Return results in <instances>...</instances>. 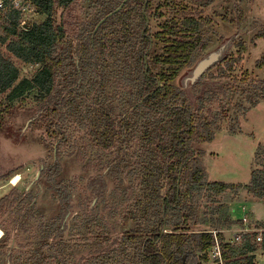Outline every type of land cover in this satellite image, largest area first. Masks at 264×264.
Here are the masks:
<instances>
[{
	"label": "trees",
	"instance_id": "obj_1",
	"mask_svg": "<svg viewBox=\"0 0 264 264\" xmlns=\"http://www.w3.org/2000/svg\"><path fill=\"white\" fill-rule=\"evenodd\" d=\"M23 1L44 21H34L24 29L22 11L9 0H5L6 10H0V131L6 138L25 141L22 129L15 131L8 124L20 112L28 111L27 105L34 104L41 117L31 122V130L45 129L50 140L58 144L57 160L41 172L44 197L53 194L58 205L55 215L40 223L45 239L54 234L60 239L67 230L74 189L63 182L58 157L59 147L66 146L70 132H77L68 124L72 123L86 129L89 145L98 152L119 153L114 163L107 160L103 164L99 158L94 165L82 150L75 160L86 178L92 170L109 168L116 198L128 191L120 186V154L129 153L136 161L132 175L136 177L137 197L121 218L124 228L130 223L132 227L122 239L112 241L94 230L99 225L93 219L96 213L92 208L87 212V200L81 203L82 216L72 223L81 228L82 242L110 245L107 251L83 259L84 264L207 263L215 241L211 232L196 231L203 204L212 207L203 215V225L220 232L225 264H256V253L264 254V234L261 241L257 234H249L232 244L221 231L251 225L232 215L231 206L238 204L241 191L264 201V146L255 153L247 185L210 182L203 146L213 143L225 126L231 135L240 132L241 117L245 119L250 109L264 101V81L236 74L238 60L246 52L238 43L239 57L228 55L192 87L197 97L194 104L175 86L194 66L195 56L208 50L204 31L211 21L203 12L217 0H129L99 28L125 0H85L88 18L73 42L70 36L76 26L67 24L65 15L80 0ZM218 15L229 23L244 20L242 14L231 19ZM151 18L158 23L155 30L149 26ZM256 38L264 39V33ZM12 58L39 69L32 79H21ZM257 68L264 69V56ZM207 78L241 82L242 87L221 85L202 94V81ZM112 85H116V92L121 91V104L130 108L123 119L115 117L119 95L110 90ZM237 97L249 108L234 103ZM107 186L101 174L87 184L97 200L105 198ZM29 195L13 188L0 199V219L13 212L23 213V221H32L29 213L25 214L30 211ZM19 230L27 232L23 226ZM60 244L48 246L47 255L36 250L28 255L19 253L17 264H69ZM6 245L7 240L0 241L1 249ZM8 261L13 262L12 255Z\"/></svg>",
	"mask_w": 264,
	"mask_h": 264
},
{
	"label": "rangeland",
	"instance_id": "obj_2",
	"mask_svg": "<svg viewBox=\"0 0 264 264\" xmlns=\"http://www.w3.org/2000/svg\"><path fill=\"white\" fill-rule=\"evenodd\" d=\"M155 1L158 3L159 0ZM85 8V0H80L65 15L67 24L76 26V31L72 32L70 36L71 42H73L79 29L87 21L88 17ZM218 14L227 17V19L242 14L244 20L241 23L238 20L235 23H229L225 22ZM203 16L208 17L211 21V25L207 26L204 31L208 50L202 53L199 52L195 56L194 66L186 70L175 84L176 87L186 94L189 101L194 104L197 97L193 94L191 86L184 87L185 78L190 75L200 60L217 51L222 45H227L225 57L233 55L237 58L239 57L237 44H243L246 52L238 60L236 74L239 76L248 74L250 80L264 81V69L257 68V63L264 56V39L256 38L258 34L264 33V0H217L213 6L205 9ZM25 19L39 23L44 21V17H36L30 14L26 15ZM156 25L158 23L153 18L149 19V26L152 30L156 29ZM152 51L154 52V50ZM12 59L21 71V79H32L39 69L38 66L26 65L15 58ZM221 85L242 87L241 82L229 81L228 79L218 81L207 78L202 81L201 93L205 94L209 89L214 91ZM115 88L116 85H112L110 90L114 92ZM115 93L119 95L117 96L119 102L115 108V117L119 120L124 118L130 108L121 104V91H115ZM234 103L238 105L244 104L241 97L234 99ZM244 107L249 108V105L244 104ZM26 108L30 112H20L13 119H10L8 124L13 126L15 131L22 129L23 135H26L24 136L25 141L18 140L16 137L12 139L6 138L5 132L0 131V199L13 188L18 189L21 194H30L29 196L32 199L27 205L30 211H26L25 214L29 213L32 221L29 222L27 219L23 221V213L19 215L18 213L13 214V212H9L0 219V237H2V240H7L6 247L0 248V264H8L9 255H12L13 262L11 264H17L19 253L28 255L31 251L36 250L47 255L48 246L56 245V243L63 245L65 255H67L66 260L68 259L69 264H84L82 262L83 259H90L98 252L107 251L110 245H99L91 241L82 242L79 236L81 228L72 223L76 217L82 216L81 203L87 200V206L85 207L87 212H90L89 210L92 208L96 213L93 219L98 220L99 225H96L98 227L94 226V230L97 228L100 234L107 235L112 241L122 239L132 227L130 223L124 228L118 222H122L121 218L137 197L136 190H138V186L135 183L136 177L132 175V169L136 161L131 160L129 153L120 154L123 166L121 167L122 174H120L119 179L122 180L120 185L123 187L122 189L128 190L126 196L119 198L114 196L115 184L108 176L110 169L104 167L101 175L105 177L108 185L106 196L104 199L96 200L94 192L88 189L87 184L91 177H96L98 174L95 170H92L87 178L83 177L82 168L75 163L77 152L82 150L85 157L91 159L94 165L97 164L95 161L99 158L103 159V164H106L107 160L110 163H114L119 153L116 151L98 152L89 145L90 140L84 135L86 129H82L81 126L75 127L72 123H68L77 132L71 131L69 136H67L66 146L61 145L59 147L60 156L58 157V162L63 171L61 175L63 182L67 183L71 189H74L73 202L66 219L68 225L64 235L59 239L54 234L47 240L45 239V233L43 234L42 232L44 225H40V223L43 219L47 221L54 216V209L56 210L58 205L53 194L44 197L46 189L45 183L42 181L41 172L45 167L57 160L55 149L58 144L50 140V136L45 129L35 128L31 130L29 124L40 118L41 113H39L34 104H29ZM228 128V126H225L217 134L213 143L203 146L206 155L204 163L209 180L210 182L247 185L251 179L255 153L259 146H264V101L256 108L250 109L245 119L241 117L240 132L237 135H231ZM7 176L8 178H6ZM16 179L18 180L14 183ZM236 201L238 204L231 206L233 208V217L241 219L245 215L242 210L247 211L244 217L247 223H251L253 227L249 224L245 228L236 226L230 230L221 231L225 236L226 242L232 244H235L236 239L242 235L254 234V225H264V206L261 205L264 201L257 200L243 191L240 192ZM256 204H258L257 208L260 210L257 212L258 215L251 212ZM237 206L239 208H236ZM211 208V205L203 204L199 210L200 221L196 228L197 232L220 233L210 227L209 224L203 225L206 220L203 215L210 212ZM249 211L250 214H248ZM15 220L20 222L16 223ZM22 226L25 227L27 232L19 230V228L22 229ZM259 254L264 256L263 253H256L255 260L257 264ZM208 259L207 263L201 264H216L209 257Z\"/></svg>",
	"mask_w": 264,
	"mask_h": 264
},
{
	"label": "built area",
	"instance_id": "obj_3",
	"mask_svg": "<svg viewBox=\"0 0 264 264\" xmlns=\"http://www.w3.org/2000/svg\"><path fill=\"white\" fill-rule=\"evenodd\" d=\"M9 2H11V4L16 8L22 11V22H21V27L26 29L28 26H30L31 23H33L34 21L32 20H26L25 17L26 15L30 14L33 16L38 17L39 15L35 12L36 10L28 4H24L23 0H9ZM0 10H6V4H5V0H0ZM27 22H26V21ZM242 220L247 223V220L245 219V217L242 218ZM249 228V226H248ZM255 228V227H254ZM213 236H214V241L215 244L214 246L211 248V250L209 251V258L214 261L216 264H225V261L223 259L222 256V248H221V242L218 239V233L217 232H212ZM249 234V233H248ZM246 234V235H248ZM257 234V240L261 241L262 236L264 234V228H259L256 229L255 228V233ZM243 236V235H242ZM238 237L235 241V243H238L240 241V238L242 237ZM256 257V256H255ZM256 262V260H255ZM257 264V263H256ZM260 264V263H258Z\"/></svg>",
	"mask_w": 264,
	"mask_h": 264
},
{
	"label": "water",
	"instance_id": "obj_4",
	"mask_svg": "<svg viewBox=\"0 0 264 264\" xmlns=\"http://www.w3.org/2000/svg\"><path fill=\"white\" fill-rule=\"evenodd\" d=\"M128 1L129 0H125L122 3V5L119 7V9L108 15L99 24V27L104 23L105 20L119 13ZM226 51H227V45H222L217 51L210 53L207 57L200 60L195 66V68L192 70L190 75L187 78H185L184 87H189L191 85H194L199 79H201L205 75V73H207L211 68H213L215 65L220 63L225 58L224 54Z\"/></svg>",
	"mask_w": 264,
	"mask_h": 264
},
{
	"label": "crops",
	"instance_id": "obj_5",
	"mask_svg": "<svg viewBox=\"0 0 264 264\" xmlns=\"http://www.w3.org/2000/svg\"><path fill=\"white\" fill-rule=\"evenodd\" d=\"M258 204L260 205V203H258ZM258 204H256V205L252 208L251 212H253V214L258 215L257 212L260 211V210L257 208V207H258ZM235 205H237V204H235ZM261 205L264 206V203L261 204ZM236 208H239V206H237ZM236 208H235V209H236ZM241 210H242V209H241ZM242 212H243L245 215L247 214V213H246L247 211H243V210H242ZM232 213H233V208H232ZM248 214H250V211L248 212ZM245 215H244V216H245ZM244 216H243V217H244ZM243 217H242V218H243ZM242 218H241V219H242ZM241 219H240V220H241ZM257 260H258V263H260V264H264V256H263V255H260V254H259L258 257H257Z\"/></svg>",
	"mask_w": 264,
	"mask_h": 264
},
{
	"label": "flooded vegetation",
	"instance_id": "obj_6",
	"mask_svg": "<svg viewBox=\"0 0 264 264\" xmlns=\"http://www.w3.org/2000/svg\"><path fill=\"white\" fill-rule=\"evenodd\" d=\"M98 27H99V26H98ZM214 67H215V66H214ZM211 69H212V68H211ZM205 74H206V73H205ZM202 78H203V77H202ZM202 78H201V79H202ZM201 79H199L195 84H197ZM195 84H194V85H195ZM194 85H191V88H192ZM191 90H192V89H191ZM55 151H56V154H57V148L55 149ZM97 171H98V172H96V171H95V172H96L98 175H99V174H102V172H103V171H102V172H99V170H97ZM98 175H97V176H98ZM96 200H97V199H96ZM91 207H92V205H91ZM67 218H68V216H67ZM118 224H119V225H122L123 222H120V221H119ZM1 240H2V237H0V241H1ZM8 264H11V263L8 262Z\"/></svg>",
	"mask_w": 264,
	"mask_h": 264
},
{
	"label": "bare ground",
	"instance_id": "obj_7",
	"mask_svg": "<svg viewBox=\"0 0 264 264\" xmlns=\"http://www.w3.org/2000/svg\"><path fill=\"white\" fill-rule=\"evenodd\" d=\"M17 177H18V176H17ZM17 177H16V178H17ZM17 180H18V179L14 180V183H16V182H17Z\"/></svg>",
	"mask_w": 264,
	"mask_h": 264
}]
</instances>
